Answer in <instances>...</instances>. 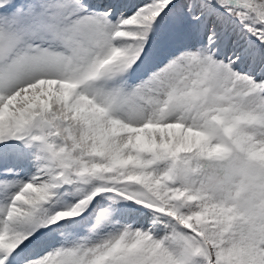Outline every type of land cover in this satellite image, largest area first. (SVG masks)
I'll return each instance as SVG.
<instances>
[{
    "label": "snow or ice",
    "instance_id": "snow-or-ice-1",
    "mask_svg": "<svg viewBox=\"0 0 264 264\" xmlns=\"http://www.w3.org/2000/svg\"><path fill=\"white\" fill-rule=\"evenodd\" d=\"M0 264H264V0H0Z\"/></svg>",
    "mask_w": 264,
    "mask_h": 264
}]
</instances>
